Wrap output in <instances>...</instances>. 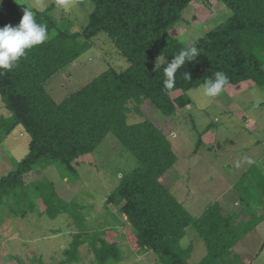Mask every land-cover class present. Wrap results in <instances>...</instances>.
Returning a JSON list of instances; mask_svg holds the SVG:
<instances>
[{"label":"trees","instance_id":"obj_1","mask_svg":"<svg viewBox=\"0 0 264 264\" xmlns=\"http://www.w3.org/2000/svg\"><path fill=\"white\" fill-rule=\"evenodd\" d=\"M65 1L56 0L44 11H33L36 21L47 26L49 38L26 50L11 71L0 70L4 71L0 75V95L10 112L8 118L0 117V130L6 136L22 126L31 138L27 156L14 171L0 177V205L17 217L36 212L55 219L62 213L69 214L81 232L64 252L66 263L81 261L80 250L85 242L93 253V264L121 263L119 240H111L103 229H84L87 225L80 207L74 201L63 200L52 182H25L29 173L55 166L63 168V178L78 180L81 157L94 153L112 133L138 163L122 175L106 200V206L121 205L120 213L130 226L129 239L135 252L153 251L163 264H190L193 243L183 248L181 242L188 228H193L207 250L197 264H235L232 249L254 227L238 222L220 201L194 218L161 182L177 162L171 141L150 120L130 123L128 106L133 104L136 114L141 115L140 108L149 102L172 117L191 105L188 92L201 87L207 78L214 79L217 71L227 75L229 83L225 87L253 81L263 88L264 0H219L231 16L190 45L174 40L170 31L185 20L183 13L195 0H91L94 9L90 23L75 33L59 31L50 14ZM22 10L15 0L1 2L0 27L18 25ZM100 33L108 35L130 67L125 71L111 68L56 102L46 84L90 50L92 39ZM193 45L200 54L177 71L175 86L165 89L167 63ZM178 91L181 94L174 97ZM210 130L209 125L198 133V147L203 145L204 132ZM261 172H247L237 186L249 183L250 176L264 186ZM248 192L240 188L239 205L243 198L240 193ZM37 201L42 211L37 209ZM110 229L117 234V228ZM36 264L45 263L37 259Z\"/></svg>","mask_w":264,"mask_h":264},{"label":"rangeland","instance_id":"obj_2","mask_svg":"<svg viewBox=\"0 0 264 264\" xmlns=\"http://www.w3.org/2000/svg\"><path fill=\"white\" fill-rule=\"evenodd\" d=\"M15 1L23 6L22 13L25 8L32 12L44 11L56 2ZM93 9L91 0H66L50 14L59 31L75 33L82 32L89 25ZM183 16L185 20L170 31V36L184 45H190L225 22L231 11L219 0H195ZM92 40L90 50L46 84L56 102H61L111 68L125 71L130 67L106 33H100ZM180 94L178 91L174 97ZM188 96L191 105L172 117L165 116L149 102L140 108L141 115L136 114L133 104H129L130 123L150 120L171 141L177 162L161 182L194 218L199 217L208 205L220 201L225 207L227 205L229 214L238 222L254 227L232 249L234 263L264 264L262 182L257 179V183L250 176L249 183L237 186L251 170L258 169L264 174V87L247 81L225 87L216 97L204 96L201 87L190 90ZM259 104L263 105L257 107ZM9 115L0 95V117L8 118ZM209 125L211 130L204 132L203 145L198 147V133ZM30 140L22 126H17L6 136L0 130V177L14 171L27 156ZM137 166L135 157L110 133L94 153L81 157L77 167L78 180L63 178V168L55 166L29 173L25 182H52L63 200L74 201L80 207L87 225L84 229H103L111 240H119L123 257L119 264H163L153 251L135 252L129 239L130 226L120 213L121 205L106 206L107 198L119 185L122 175ZM241 187L249 189V192L240 193L243 198L242 205H239ZM36 204L37 209L42 211L40 202ZM110 228H117V234ZM80 232L81 228L67 213L55 219L36 212L17 217L0 205V264H36L37 259H42L45 264H93L91 260L94 256L88 242L81 247L80 262L66 263L64 252ZM191 242L193 250L189 263L197 264L207 250L196 231L188 228L181 246L187 248ZM236 257L240 259L236 260Z\"/></svg>","mask_w":264,"mask_h":264},{"label":"clouds","instance_id":"obj_3","mask_svg":"<svg viewBox=\"0 0 264 264\" xmlns=\"http://www.w3.org/2000/svg\"><path fill=\"white\" fill-rule=\"evenodd\" d=\"M48 38L47 26L38 23L34 13L25 8L18 25L6 24L0 27V70L11 71L18 66V62L25 56L26 50L44 43ZM199 54V49L193 45L173 56L171 62L167 63L164 68L165 89L171 90L175 86L177 71L188 62L195 61ZM0 75H4V71H0ZM184 76L190 80L187 72L184 73ZM228 83L227 75L217 71L214 73V79L207 78L204 81L201 86L202 94L207 97H216L221 94Z\"/></svg>","mask_w":264,"mask_h":264},{"label":"crops","instance_id":"obj_4","mask_svg":"<svg viewBox=\"0 0 264 264\" xmlns=\"http://www.w3.org/2000/svg\"><path fill=\"white\" fill-rule=\"evenodd\" d=\"M0 1H1V0H0ZM2 1H3V0H2ZM2 1H1V2H2ZM243 83H244V82H243ZM241 84H242V83H241Z\"/></svg>","mask_w":264,"mask_h":264}]
</instances>
